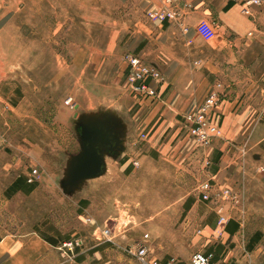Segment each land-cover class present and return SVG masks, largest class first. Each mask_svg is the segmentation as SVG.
<instances>
[{
	"label": "crops",
	"instance_id": "crops-1",
	"mask_svg": "<svg viewBox=\"0 0 264 264\" xmlns=\"http://www.w3.org/2000/svg\"><path fill=\"white\" fill-rule=\"evenodd\" d=\"M143 1L155 9L162 0ZM171 2L176 16L145 31L134 53L163 80L149 81L155 95H134V110L120 113V128L89 148V174L80 182L76 173L71 190L61 167L79 146L75 153L74 142L49 149L32 137L30 111L23 112L28 130L19 131L20 103L0 104V264H137L129 251L142 234L149 257L170 264H190L195 252L210 254L212 264H264V224L256 217L264 210L250 201L261 197L264 181L256 175L264 164L253 153L264 152V1L249 7L234 0ZM202 20L212 24L209 38L196 33ZM216 84L211 119L221 136L203 147L183 117ZM37 166L31 185L26 177ZM203 182L210 184L207 200L199 190ZM224 189L236 201L224 200ZM17 199L25 202L26 219L12 213L10 223L1 222V211ZM65 199L73 202L70 209ZM32 208L40 214L34 221ZM219 208L224 225L217 224ZM73 216L88 219V234L75 255L65 256L41 233L58 239L44 230L51 225L69 236L62 224ZM104 228L110 240L102 238Z\"/></svg>",
	"mask_w": 264,
	"mask_h": 264
},
{
	"label": "rangeland",
	"instance_id": "rangeland-1",
	"mask_svg": "<svg viewBox=\"0 0 264 264\" xmlns=\"http://www.w3.org/2000/svg\"><path fill=\"white\" fill-rule=\"evenodd\" d=\"M143 4V0H0V104L20 103L19 131L28 130V120L23 118L24 109L28 110L34 139H42L49 149L71 147L74 142L75 153L87 142L88 135L83 133L88 127L102 128L109 121L114 125L122 121L120 113L134 110L125 56L136 53L142 34L160 23L149 13L168 6L165 0L155 9ZM68 98L72 105L65 104ZM109 116L114 119L106 120ZM253 153L263 165L264 152ZM68 157L64 153L63 164ZM36 169L38 176V166ZM256 171L264 177L263 166ZM259 189L261 197L250 200L251 206L264 210V181ZM72 204L64 200L66 208ZM24 210V200L17 199L1 211V222L10 223L12 213L23 220ZM88 213L84 215L88 217ZM39 216L35 208L32 220ZM86 217L73 216L63 222L61 232L69 234L73 245L71 250L56 247L59 253L72 256L77 247L82 248L78 241L88 234ZM256 217L264 224V215ZM120 222H124L123 216ZM44 230L54 233L51 225ZM129 231L141 235V231ZM142 235L131 241L133 247L147 239Z\"/></svg>",
	"mask_w": 264,
	"mask_h": 264
},
{
	"label": "built area",
	"instance_id": "built-area-1",
	"mask_svg": "<svg viewBox=\"0 0 264 264\" xmlns=\"http://www.w3.org/2000/svg\"><path fill=\"white\" fill-rule=\"evenodd\" d=\"M239 1L246 7L259 5L264 0H234ZM165 3L168 6L159 12H150L149 17L153 20H157L162 23L168 20L173 19L176 16L175 9L171 6V0H165ZM196 33L203 37L209 38L213 33L212 24L208 21L202 20L199 21L195 26ZM125 60L127 63V75L126 79L128 81V85L131 88V91L135 96H154L155 90L149 87V81L162 80V76L160 73L147 66L142 62L141 58L136 54H127L125 56ZM220 84H216V86L211 89L203 100V102L198 106L194 111L187 113L184 115V122L188 126V132L191 137L194 138L196 143L199 146H207L213 137L221 136V130L219 126H217L211 119L212 111L218 100V88ZM65 104L71 103V98H68ZM140 138H146V134L142 133ZM133 165L136 166L137 162H133ZM37 169L32 168L30 173L26 177L27 183H35L37 181ZM210 189L209 182H203L199 185V190L201 192V198L203 200H207L209 198L207 192ZM222 198L224 200L236 201V197L232 194L228 189H224L221 191ZM227 222L226 216L222 212V208L217 210V224L224 225ZM102 238L106 240H110V230L109 228H104L101 231ZM144 238L147 237L146 234L143 235ZM73 242L72 240L64 241L60 243L57 247L59 249L67 248L69 250L72 249ZM136 259L137 264H170L168 262H163L158 259H152L148 255L147 246L144 240L137 242L133 249L129 251ZM190 264H212L211 255L203 252H195L190 257Z\"/></svg>",
	"mask_w": 264,
	"mask_h": 264
},
{
	"label": "water",
	"instance_id": "water-1",
	"mask_svg": "<svg viewBox=\"0 0 264 264\" xmlns=\"http://www.w3.org/2000/svg\"><path fill=\"white\" fill-rule=\"evenodd\" d=\"M106 120L114 119L112 116L106 117ZM121 122L115 123L112 125V123L105 122L102 128L98 127H88L87 132H84L83 134L87 133L88 138L87 142H83L81 144V151L78 153L77 156L72 157L71 161L68 164L64 185L68 187L69 190L72 188V184L74 183L73 179L75 178V175L79 176L80 182L83 178L87 177L89 174V168L87 166L88 158H89V148L93 144H103L105 143V140L107 139V130L110 128L115 132L116 128H120ZM99 168H97L98 171Z\"/></svg>",
	"mask_w": 264,
	"mask_h": 264
},
{
	"label": "trees",
	"instance_id": "trees-1",
	"mask_svg": "<svg viewBox=\"0 0 264 264\" xmlns=\"http://www.w3.org/2000/svg\"><path fill=\"white\" fill-rule=\"evenodd\" d=\"M35 183H31V185H33ZM52 229V228H51ZM52 231L54 232V234L57 236L58 239H53L47 235H45L44 233H41V237L43 239H45L46 241H49L50 243L54 244V245H59L60 243L64 242V241H67L69 239V236L67 235H62L59 231L57 230H53Z\"/></svg>",
	"mask_w": 264,
	"mask_h": 264
}]
</instances>
